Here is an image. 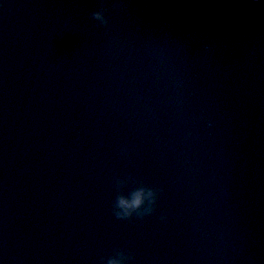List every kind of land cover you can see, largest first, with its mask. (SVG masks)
Returning a JSON list of instances; mask_svg holds the SVG:
<instances>
[{"label": "water", "instance_id": "obj_1", "mask_svg": "<svg viewBox=\"0 0 264 264\" xmlns=\"http://www.w3.org/2000/svg\"><path fill=\"white\" fill-rule=\"evenodd\" d=\"M115 177L156 212L117 219ZM115 248L264 264V4L0 0V264Z\"/></svg>", "mask_w": 264, "mask_h": 264}, {"label": "clouds", "instance_id": "obj_2", "mask_svg": "<svg viewBox=\"0 0 264 264\" xmlns=\"http://www.w3.org/2000/svg\"><path fill=\"white\" fill-rule=\"evenodd\" d=\"M255 4H264V0H253ZM92 19L99 25H107L103 11H95L91 14ZM126 154V153H124ZM128 180L115 177L113 188L115 190V199L112 204V212L119 220H143L145 217L151 216L156 212L157 204L160 196V190L138 183L137 186L128 194H124L123 189ZM164 219V217H161ZM134 256L130 250L115 248L111 255L100 258V264H131Z\"/></svg>", "mask_w": 264, "mask_h": 264}]
</instances>
